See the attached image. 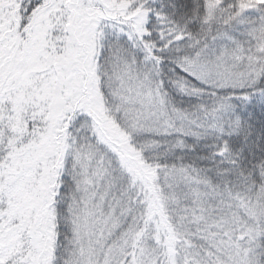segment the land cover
Returning <instances> with one entry per match:
<instances>
[{"label":"snow or ice","instance_id":"snow-or-ice-1","mask_svg":"<svg viewBox=\"0 0 264 264\" xmlns=\"http://www.w3.org/2000/svg\"><path fill=\"white\" fill-rule=\"evenodd\" d=\"M0 264H264V0H0Z\"/></svg>","mask_w":264,"mask_h":264}]
</instances>
